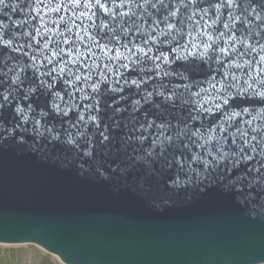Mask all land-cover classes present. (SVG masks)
Returning a JSON list of instances; mask_svg holds the SVG:
<instances>
[{"label": "water", "instance_id": "1", "mask_svg": "<svg viewBox=\"0 0 264 264\" xmlns=\"http://www.w3.org/2000/svg\"><path fill=\"white\" fill-rule=\"evenodd\" d=\"M262 35L264 0H0V64L10 77L19 69L21 105L61 139L81 112V131L93 130L83 125L95 115L113 135L143 132L145 148L162 120L171 129L189 121L205 135L221 122L254 134L264 127V97L248 84L264 72ZM14 108L0 131L18 120ZM30 125L0 137V244H33L63 264H264V185H174V171L144 152L135 169L100 174Z\"/></svg>", "mask_w": 264, "mask_h": 264}, {"label": "snow or ice", "instance_id": "2", "mask_svg": "<svg viewBox=\"0 0 264 264\" xmlns=\"http://www.w3.org/2000/svg\"><path fill=\"white\" fill-rule=\"evenodd\" d=\"M172 15H175V13H172ZM168 28L171 30L172 25L168 24ZM262 38H264V35H262ZM211 39V36H209V40ZM218 39L219 37H217ZM231 39L232 37H227L225 47L219 49L224 55H228V41ZM5 43L0 38V46L5 45ZM7 43H10V41ZM210 47V44H204L205 50ZM101 48L105 50V46H101ZM106 51L111 52L112 49L109 48ZM138 51L142 50L138 49ZM120 55L121 53L117 49L116 57L119 58ZM144 55L147 56V52H144ZM148 59H152V57H148ZM155 59L159 60L160 57L157 56ZM261 60H264V56L261 57ZM164 62H168L167 54L164 55ZM123 67L127 68L128 65L125 64ZM157 68H159V65H157ZM10 71L11 69L6 62L0 64V73H2L0 75V127L7 123L5 110L13 104H15V117L18 120H14L8 127H3V131H0V137L10 134L13 129L21 128L31 121L30 127L25 129L26 131L37 137L46 138L49 142L70 146L75 159L80 161L81 165H86L88 170H94L100 174H103L105 167L111 169L114 173L119 172L121 164L131 171L137 166L138 152H144L145 157L151 158L154 165L159 163L162 168L174 171V178H171V183L174 185H187L192 184L194 181L199 185L207 181L209 184H226L231 189L247 190V192H254L257 185H264V127L253 128L252 132L254 134L250 135L247 128L235 127L232 124L221 122L213 126L210 132L205 135L202 131L203 126H190L189 121L184 122L182 129H171V121L162 120L161 123L156 124L160 131L151 133V143L145 148L143 141L147 137L143 132L138 136L125 134L121 137L113 135L108 131L107 126L100 130V125L97 122L98 118L95 115H89L87 123L83 125L84 129H87L89 125H93V130L91 132L81 131L79 124L85 120L84 113L81 112L77 123L70 125L76 129L75 132L64 130V138L61 139V134L56 131L54 124H42L41 119L29 115L33 111L31 104L27 105L26 108L21 105L18 89L22 86L23 81L19 78V69L11 77L8 75ZM61 71H63L62 68ZM156 74L160 75L159 71ZM151 78L150 76L146 77L149 80ZM233 79H235V76H233ZM257 80H260L259 88L264 89V72L254 78L253 82L248 84V88L253 90V95L264 97V91L256 90ZM131 84H134L137 88L140 87V83L135 80H132ZM92 87L93 90H96L98 85L94 84ZM145 95L144 102L150 103L153 92H146ZM156 95L162 97L165 102L172 99L171 93L158 92ZM27 96L28 93H24L25 99H27ZM139 103L138 100L134 101V104ZM54 109L58 114L68 115V109H62L59 104H54ZM42 115H46V113H42ZM238 115L239 113H234L226 119L232 120ZM195 119L194 116L190 117L192 121ZM112 123L115 124L116 121L113 120ZM152 126L153 122L149 121L148 127L151 128ZM140 128L143 129L144 125L141 124ZM131 131L133 133L136 131L135 124ZM217 132H219V135H216ZM165 140L168 142L167 145L164 144ZM137 142H139V149L132 146ZM120 144H125L126 147L122 151L114 153L113 150L119 148ZM194 148L198 150H193Z\"/></svg>", "mask_w": 264, "mask_h": 264}, {"label": "rangeland", "instance_id": "3", "mask_svg": "<svg viewBox=\"0 0 264 264\" xmlns=\"http://www.w3.org/2000/svg\"><path fill=\"white\" fill-rule=\"evenodd\" d=\"M0 264H60L35 246H0Z\"/></svg>", "mask_w": 264, "mask_h": 264}]
</instances>
